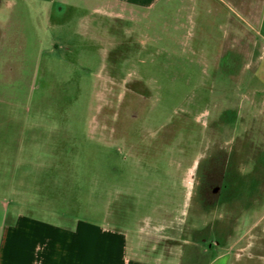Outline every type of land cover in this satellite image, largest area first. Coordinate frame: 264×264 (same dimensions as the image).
<instances>
[{
    "label": "rangeland",
    "instance_id": "obj_1",
    "mask_svg": "<svg viewBox=\"0 0 264 264\" xmlns=\"http://www.w3.org/2000/svg\"><path fill=\"white\" fill-rule=\"evenodd\" d=\"M75 4L0 0V172L120 264H264V2Z\"/></svg>",
    "mask_w": 264,
    "mask_h": 264
},
{
    "label": "crops",
    "instance_id": "obj_2",
    "mask_svg": "<svg viewBox=\"0 0 264 264\" xmlns=\"http://www.w3.org/2000/svg\"><path fill=\"white\" fill-rule=\"evenodd\" d=\"M40 1L54 2L55 0ZM59 1L68 10V15H71L76 8L75 3H85L91 7L94 5L95 12H104L123 18L154 10L173 0ZM183 2L185 3V0ZM263 2L264 0H250L247 3L246 0H239V7L259 22ZM255 77L264 86V43L262 52L256 60ZM21 158L24 162L30 160L36 163L37 161L30 159L33 157L29 156ZM13 161L16 163L19 159H13ZM55 178L59 179L57 175L42 174L29 169L15 171L11 178L0 172V264H113V260L115 264H120L121 260L117 254L115 255L111 246L105 253L102 252L101 245L95 244L88 248L90 245L87 244L90 242L88 236L96 238L93 233L96 229L94 225L87 228V223L83 220L70 223L59 211L54 214L46 208V205L38 207L40 200H38L39 193L36 194V188L46 184L55 186L57 184L53 180ZM39 189L40 194L45 195L44 199L47 202L53 201V196L46 195L44 188ZM10 194L13 198L11 202L6 199ZM54 217L64 218L65 221L54 222ZM71 224H73L72 228L68 227ZM225 258L227 256L217 255L210 264H221Z\"/></svg>",
    "mask_w": 264,
    "mask_h": 264
}]
</instances>
